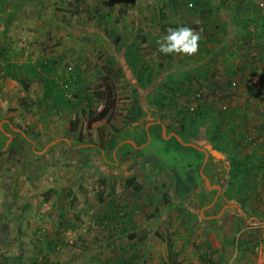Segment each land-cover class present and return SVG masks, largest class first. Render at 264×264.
I'll return each mask as SVG.
<instances>
[{"label": "rangeland", "instance_id": "374dc122", "mask_svg": "<svg viewBox=\"0 0 264 264\" xmlns=\"http://www.w3.org/2000/svg\"><path fill=\"white\" fill-rule=\"evenodd\" d=\"M119 1L116 3L114 0L116 9L122 4ZM5 2L0 8L1 16L5 9L14 10L13 14L19 15L9 20L13 28V32L11 28L7 32L10 33L9 44L15 49L26 47L31 34L45 28V34L35 40L32 48L38 51L48 48L53 55L63 53L64 56L57 57L60 59L59 72L65 78L68 66H71L80 73L79 81L83 88L80 95L90 97L93 89L103 86L104 80L97 71L105 74L104 67L94 64L100 60V55L103 56L104 43L97 41L95 44L88 36L71 35L58 23L64 21L62 10L64 14L71 13L76 5L85 9L77 16L76 22L81 23L82 15L88 14L94 3L88 0H79V4L71 0H31V5L24 10L23 2L15 7L9 0ZM100 4L105 5L104 2ZM52 18L58 22H51ZM27 31H30L29 37ZM93 44L100 48L87 55L88 47ZM14 60L20 63L19 58ZM261 70L257 69L259 77L252 78L260 93L248 96L251 81L244 78L240 84L231 85L229 91L221 94L222 97L209 95V106L212 108L210 112L206 109L197 119L200 134L194 135L197 128L189 134L185 130L184 139L187 142L202 141L213 152L228 153L242 159L243 162H234L229 157V162L224 164L227 172L224 171V175L219 172V179L222 180L219 184L223 188L221 199L229 205H257L253 207V213L263 217L260 208L264 207V78L261 77L264 65ZM27 77L22 78L26 81V91L15 79L0 81V264H104L105 258L109 261L112 258V254L106 255L109 251H117L119 255L123 254V250L146 248L147 245L156 252L165 248L177 249L173 238L177 233L172 231L174 222L180 224L184 218L197 219L203 205L201 203L198 209H194L193 217L182 216L181 204H157V197L163 193L169 199L168 183L165 182L169 178L172 180L173 173L176 180L180 175L186 179L189 177L187 168L192 170L193 180L202 184L200 167L203 166V172L207 167L206 162L203 164V155L196 153L193 156L191 149L179 147L174 137L169 142L162 141L159 138L161 127H158L157 135L155 138L151 136L144 150L129 151L131 148L125 145L124 152L117 153L119 155L116 154V159H113L115 144L121 138L132 137L134 134L130 126L145 116L140 115L138 109L134 110L135 113L124 112L126 106H135L136 103V88L129 83L131 79L120 85L112 83L116 102L111 114L104 120L91 123L87 129L88 111L97 114L101 110L96 101H63L57 106L44 99L46 86L35 74L30 73ZM241 108L242 111L231 115V112ZM178 112L158 108L153 117H169L176 134L181 130L178 122L184 116L183 111ZM223 112L226 113L223 115ZM232 122L236 125L231 126ZM141 124L139 128L143 127ZM80 130L82 140L88 138L91 144L100 146L106 159L101 160L102 157L83 150L82 143H72L80 142ZM240 134L249 135L252 142L245 139L240 145ZM147 138L144 131L143 140ZM65 140H69L71 145L67 146ZM240 164L245 167L240 168ZM131 176L135 178V184L142 187V195L125 185L124 180ZM160 183L163 185L157 186ZM200 190L205 194L204 185ZM213 195H208L207 200ZM232 212L230 210L228 214L232 216ZM163 215V222L167 224L164 228L158 224ZM181 228L186 234L187 227ZM230 229L238 238L234 245L219 244L217 247L216 241H213L200 250L214 251L216 248L232 255L242 251L250 257L254 256V261L246 258L241 264H258L257 256L264 253V228L261 224L252 229L243 224ZM122 234L128 236V250L125 243L114 244L113 241L109 248L107 242ZM149 236L153 237V241L147 242ZM161 236L164 240L160 243L157 239ZM240 237L244 238L243 242L239 241ZM122 258L128 260V257ZM135 262L154 264L153 259L149 263L139 259L127 264Z\"/></svg>", "mask_w": 264, "mask_h": 264}, {"label": "crops", "instance_id": "0c3cea01", "mask_svg": "<svg viewBox=\"0 0 264 264\" xmlns=\"http://www.w3.org/2000/svg\"><path fill=\"white\" fill-rule=\"evenodd\" d=\"M71 1L73 2L75 0ZM255 1L256 0L119 1L127 4L130 3L134 11H130V8H121V5L118 7L119 9H116L117 6L114 0L102 1L105 3V5H103V18L109 11L111 17L101 18V21H104V31H106L109 36L103 40V56L101 57L100 55V60L96 61V64H94V66L102 65L105 74L98 71L97 74L99 76L101 75V78L110 84L117 82L120 85L123 82L128 83V79H131L129 83L136 88L134 94L136 97V106L139 107L140 115H145L134 125L130 126L134 135L129 139L121 138L122 140L120 139L114 146V151L112 152L113 159H116L117 153L124 152L125 145L131 148L129 151L137 149V151L141 152L144 150L149 145L151 136L155 138L157 135L158 127H161L160 136L163 141L169 142V140L174 137L173 135L175 132L174 128H171L172 124L170 123L169 117L166 119H156L153 117L158 111V108L155 107V95L154 92H152L156 89L154 84L157 82L166 81L165 84L167 85L170 82L172 83L171 87L172 85L175 86L178 84L177 87L175 86L173 88V93L169 96L170 102L172 103L167 107L175 111V104L178 105L176 107L180 110L182 107L181 103L185 104L184 100L191 96L192 92L202 91L201 89H204V84L206 83L216 81L220 87V91L216 90L213 94L217 97H222L221 94L226 91L230 80H235L240 84L244 78L249 76V69L252 68V63H254L252 58L259 54L264 57V35L259 29L254 30V26H250L249 22V20H256L257 18L264 20V16H260L256 11ZM9 2L13 3L14 7L23 2L24 10L31 5V0H9ZM88 2L96 3L94 0H88ZM190 3L194 5L193 8L187 7ZM109 5L114 8L111 6L109 7ZM163 6L165 7L164 11L169 21L176 22L179 26L190 27L195 32L200 33L201 38L198 41V50L196 53L192 55L184 53L163 54L159 51L157 39L161 35L166 34V31L161 27L164 21L159 13L160 8ZM13 13L14 10L5 9L3 16L0 14V81L11 80V78L14 77L28 78L29 71L27 70L29 67L42 61L44 58L50 60L53 66H58V64L60 66V59L57 57L61 58V56H64L62 55L63 53L60 55L59 53L54 55L51 53V55L48 48H40L39 51L33 49L35 40L40 39L42 35L45 34V28L39 31L35 30L34 33L31 34L32 37L26 47L23 46L21 49H15L14 45L11 43L9 44L7 41L9 37L8 34H10L7 32H9L8 29L11 28L9 20L12 16H19L18 13ZM61 13L64 15L63 10ZM116 16L119 20L115 22L114 19ZM106 18H110L109 22ZM51 22H53V18ZM48 25L49 24L46 26ZM262 26H264V24ZM10 30L13 32V28ZM27 33V37H29L30 31H27ZM98 47L100 48V46ZM99 48H97L95 44L90 45L87 55H90L92 51L98 50ZM20 50L21 52H19ZM30 50L32 52H30ZM22 51L23 55L21 54ZM78 51L77 60L79 62L81 50L79 49ZM15 57L19 58L20 63L14 60ZM56 61L58 63H56ZM205 73L211 76H207L206 80H203L201 78H205ZM8 74H12L14 77ZM36 77L39 78L38 76ZM255 77L257 78V76H254V78ZM150 78H156L155 83L153 84L151 81L153 85L144 88L143 84L148 83ZM199 81H203L204 83L201 82L202 85H200ZM1 83L2 82H0V85ZM94 90L95 89L91 91L92 95ZM127 108L128 106L124 108V112H126ZM242 108L237 109V111H242ZM161 111L162 110L159 112L161 113ZM140 124L143 125V127L139 128ZM144 131L148 136L145 141L143 140ZM178 137L183 143L193 145H184L174 137L177 144L185 147V150L187 147L195 149V151L191 150L193 156H196L198 152L204 154L202 150H205L206 155L204 154V157H206L205 162L207 163V167L203 172V166L201 165L199 171L202 184L197 182L196 179L193 180V173L189 168H187L189 177L186 179L180 175L178 180H176L177 177L173 173L172 180L169 178V181L165 182V184L168 183L169 199L162 193L161 196L157 197V204L158 202L164 204V206H167V204H169L168 206L181 204V215L193 217L194 209H198V205L202 203L201 205L203 206H201L199 210L200 217L194 220L191 219L192 221L188 218L181 219L180 224L174 222L175 224L172 226V231L173 233H177L173 235L174 240H176L175 245L177 246L175 250L174 248H172V250L165 248L164 251L159 250L156 252L155 250H151V248L149 249L147 245L146 248L134 247L129 251L128 245L126 244L128 236H124L123 234L118 235L117 238H113L107 243L110 244L112 241L114 244L121 243V245H123L125 243L128 251L123 250V254L120 253L119 255H117V251H113V253H110V251L107 252L106 255L108 253L112 254V258L110 261L109 258H105L104 264H110V262L112 264L113 262L114 264H127L139 259L147 263L153 259L154 264H241V262L243 263L242 260L246 258H250L251 261H254V256L250 257L251 255H247L242 251L232 255L229 252L220 251L216 248L214 251H209L208 249L200 250L203 245H208V242L211 243L213 241H216L217 247H219V244L224 246L225 237H228L229 240L235 237L236 239L234 241L237 242L238 238L236 233L234 234L231 229L229 230L230 227L243 224L252 229L256 228L257 224L260 223L264 228V207L260 208L263 212V217H261L253 213V207H258L257 205H229L225 204L221 199L223 188L219 184L222 181L219 178L227 172L226 166L224 165L225 162H229V157H231V160L234 162H243V160L235 157L236 155L229 156L228 153L226 155L223 152H220V154L213 152L208 149V144L204 142L203 144L202 141L189 140L187 142L180 136ZM65 144L67 146L71 145L69 140H65ZM81 146H84L83 149L87 151L88 149H92L88 151L89 153L92 152L100 156V158L106 159L105 151L102 148L100 149V146H95L91 143L82 144ZM223 154L225 156H223ZM168 166L169 165L166 167ZM219 172H222V174L220 175ZM203 179L205 180L204 183ZM161 185L163 184L160 183L157 186ZM202 185H204L205 194L200 190ZM141 191L142 187L140 186V190L135 192H139V194L142 195ZM177 193L181 195L177 196ZM208 195L210 197L213 195V197L207 200ZM158 199L160 200L158 201ZM160 208L162 210L163 207L161 206ZM230 210L234 212H232V216L228 214ZM163 217L164 215L160 217L158 221L159 227L162 228L167 226V224L165 225L163 222ZM181 227H187L186 234H184L185 232ZM190 228L193 229V234L190 233ZM239 232L241 233L242 231ZM225 234H227V236H225ZM157 240L161 243L164 239H162L161 236V239ZM150 241H153V237L149 236L147 242ZM239 241L243 242L244 238L240 237ZM111 246L112 244L109 245V248ZM119 249L120 247L118 246L117 250ZM169 253H171L170 256ZM122 257H128V260H124L125 258L123 259ZM256 259H258V264H264V253L262 252ZM134 264H138V262Z\"/></svg>", "mask_w": 264, "mask_h": 264}, {"label": "trees", "instance_id": "16d2710c", "mask_svg": "<svg viewBox=\"0 0 264 264\" xmlns=\"http://www.w3.org/2000/svg\"><path fill=\"white\" fill-rule=\"evenodd\" d=\"M77 2V4H79V0H75ZM84 1V0H83ZM96 3L93 4V9L90 10V12L88 14H86L85 16L82 15V22L78 23L76 22L78 20V15L85 11L84 8H78V6L76 5L73 8V11L71 13L67 12L66 14H64L63 16V20L62 22H58V21H54L53 22H58L59 25H61L64 29H67L69 31V33H71V35H81V36H88L89 39L94 42L95 44H97V41L103 42V40H105V38H107L109 35L107 34L105 30V27H103V22L101 21V18H103L102 14L103 12V5H101L100 3L104 0H94ZM117 1V0H116ZM264 0H256L255 1V8L256 11L258 12V14L260 16H264ZM5 0H0V8H2L5 4ZM85 3V2H84ZM125 2H123L121 4V8L124 7V9H128L130 8V11H134V8L131 6L130 3L126 4L127 6H124ZM111 5H109L110 7ZM187 6V4H186ZM14 7V5H13ZM188 8H193L194 5L192 3L188 4L187 6ZM111 10V9H109ZM165 7L163 6L162 8H160L159 13H160V17L162 18V20L164 21L163 24L161 25V27L167 31L168 28H177L179 27V24L176 22H171L167 19V14L165 13ZM17 14V13H16ZM11 16V15H8ZM105 17H111L110 11L107 13ZM103 18V19H104ZM107 19V18H106ZM110 18L107 19V21L109 22ZM119 19L116 18L114 19V21H118ZM250 22V26L253 25L254 26V30L255 29H259L262 31V34L264 35V26H262L264 24V20L257 18L256 20H249ZM246 27H248L247 25H245ZM112 27V26H111ZM115 27V26H113ZM76 28V29H75ZM259 36V35H256ZM264 37V36H263ZM259 38V37H256ZM261 42V41H259ZM263 42V40H262ZM262 44V43H261ZM254 57V56H253ZM253 60L254 63H252V68L251 70L248 72L249 76L246 77L248 78V81H251L250 84H248V96H256L257 93H260V89L258 88V85L255 84L254 82H252V78H254V76H258L259 74L257 73V69L261 70V67L264 65V57L263 55L259 54V55H255ZM259 61V62H258ZM256 70V71H255ZM29 71V75L31 74H35L36 76H38L40 82H42V84H44L46 87L44 96L46 100L51 101L52 103H54L57 106H60V103L64 101V103L69 102L71 103L73 100H77L79 103H84V101H87L89 103H91L92 100L96 101V104L101 106V110L97 113V114H93V112H91L90 110L88 111V115L90 116V118L88 119L87 123H86V128L89 129L91 123L96 122V121H101L107 118L108 114H111V110L113 109L114 105H115V98L113 95V87L112 84H110L109 82L105 81L103 82V86L99 89H95L93 92V95L91 94L90 97L88 96H82L80 95V91L83 90L82 86L80 85V73L75 70L74 68H72L71 66H68L67 69V77L63 78L61 76V73L59 72V67L57 66H53L51 64V61L48 59H42V61L37 62L35 65H31L29 67V69L27 70ZM252 71V72H251ZM262 71V70H261ZM206 76L205 78H201L203 80H206L207 76L210 77L211 75L205 73ZM11 77H14L12 74H8ZM259 77V76H258ZM262 78H264V74L261 76ZM11 79H15L19 82L20 85L24 86V91H26V85H25V80L22 78H11ZM211 79V78H210ZM156 78H150L148 83H144L143 86L145 87H149L150 85H153L155 83ZM153 84H152V82ZM204 83L203 81H199L200 85ZM166 81L164 82H157L156 84H154V87H156V89L154 90V99H155V107L160 108V109H165L167 107H169V105L172 103L170 102L171 100L169 99V96L171 93H173V88L175 86L171 84L172 83H168L165 84ZM176 84V83H174ZM205 87L204 89H201L202 91L206 92H202V91H195L192 92L191 96H189L186 100H184L185 104H182L180 111L184 112V116L182 118H180V121L178 122L179 125V130L176 134L178 136H180L183 140H185V134L187 130V134H189V132H193V130L195 128H197L195 130L194 134L195 136H197V134H200V129L197 124V119L204 113V111L207 109L210 112V101L208 100L209 95H214L213 93L217 90L220 91V87L217 84V82L213 81L212 83H206L204 84ZM232 86H236L237 82H234V80H230L228 82L226 91H229L228 89ZM71 88H73V92H71ZM212 89V90H211ZM191 90V89H190ZM168 92V94H167ZM165 94V95H162ZM167 96V97H166ZM215 96V95H214ZM172 98V97H170ZM22 101V105H24L23 100ZM154 101V100H153ZM166 101V102H165ZM174 102V100H173ZM201 102V103H200ZM191 103H195V107L193 110H189L188 106ZM178 105L175 104V108H176V112H178V108L176 107ZM205 106V107H204ZM135 109H138L139 113V107L136 106H129L126 109L127 113H133ZM179 111V112H180ZM178 112V113H179ZM135 113V112H134ZM226 112H223V115ZM238 113L237 110L231 112V115L234 116ZM210 115V114H209ZM208 115V116H209ZM192 124L194 125V127L192 126ZM236 124H234L232 122L231 126H234ZM82 130H80V133L78 134L79 137V141L80 142H76L73 141L75 143H82V144H88L91 143L92 141L90 139H83L82 137ZM214 133V132H213ZM214 134H212L213 137ZM19 136V135H18ZM20 137V136H19ZM247 137H249V135H245V134H240L238 136V142L242 143V140L247 139ZM159 138L162 140V137L159 136ZM82 140V141H81ZM24 141V139H23ZM145 141V140H144ZM163 141V140H162ZM249 142V141H248ZM118 143V142H117ZM251 143V142H249ZM116 145V144H115ZM182 145L179 144V147H181ZM84 148V147H83ZM182 149H185V147H181ZM187 149H191L192 151H195V149H193L192 147H187ZM84 150V149H83ZM92 149H88V151H91ZM198 154L203 155L204 154L201 152H198ZM100 158V156H98ZM103 160V159H101ZM243 166V164H240L239 167L241 168ZM245 167V165L243 166ZM124 183L127 187H131L134 191H139L140 190V185H136L135 184V178L133 176L128 177L124 180ZM181 194L177 193V196H180ZM47 200V198H46ZM225 244H228L230 246L235 244L234 239L232 238L231 240H225Z\"/></svg>", "mask_w": 264, "mask_h": 264}, {"label": "clouds", "instance_id": "9594fccd", "mask_svg": "<svg viewBox=\"0 0 264 264\" xmlns=\"http://www.w3.org/2000/svg\"><path fill=\"white\" fill-rule=\"evenodd\" d=\"M200 33L187 26L168 28L166 34L157 39L159 51L163 54L184 53L192 55L198 50Z\"/></svg>", "mask_w": 264, "mask_h": 264}, {"label": "built area", "instance_id": "2783aa9c", "mask_svg": "<svg viewBox=\"0 0 264 264\" xmlns=\"http://www.w3.org/2000/svg\"><path fill=\"white\" fill-rule=\"evenodd\" d=\"M71 92H73V88H71ZM194 107H195V103H191V104H189L188 109L193 110ZM99 108L101 109V106H99ZM247 141L252 142V138L247 137Z\"/></svg>", "mask_w": 264, "mask_h": 264}, {"label": "water", "instance_id": "95a60500", "mask_svg": "<svg viewBox=\"0 0 264 264\" xmlns=\"http://www.w3.org/2000/svg\"><path fill=\"white\" fill-rule=\"evenodd\" d=\"M180 143H182V144H184V145H190V146H193V145H191V144H186V143H183L182 141H181V139L177 136V135H173ZM203 152H204V154L206 155V152H205V150H202ZM205 159H206V157H204V162H205ZM203 162V163H204Z\"/></svg>", "mask_w": 264, "mask_h": 264}]
</instances>
